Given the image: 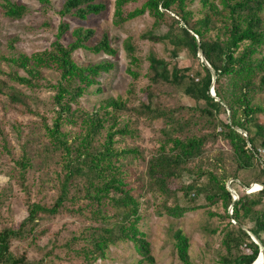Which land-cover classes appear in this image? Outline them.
<instances>
[{
  "label": "trees",
  "instance_id": "obj_1",
  "mask_svg": "<svg viewBox=\"0 0 264 264\" xmlns=\"http://www.w3.org/2000/svg\"><path fill=\"white\" fill-rule=\"evenodd\" d=\"M41 1L49 3V0ZM131 1L136 0H116V26L148 13L154 22L142 37L163 43L173 57L186 51L201 60L200 46L215 70L216 79L202 60L200 70L181 68L178 63L170 64L160 57L154 47L145 58L148 69L143 74L144 58L138 54L137 40L130 36L124 42L130 58L127 71L132 77L126 96L103 98L93 108H87L82 103L83 97L96 86L95 92H102L99 78L110 72L114 63L104 59L79 64L74 54L87 49L116 55L107 32L94 41V29L78 27L72 32L73 40L65 45L61 38L69 31V25L62 22L50 49L30 56L23 53L0 56L2 61L15 67L8 74L15 82L29 89L49 86L54 91L55 111L53 123L44 121L45 132L38 127V135H28L15 160L14 177L28 194V216L18 226L0 230V264H34L27 261L25 253L17 255L12 251L13 241L37 239L45 233V230L38 231L41 221L63 211L91 222L64 244L80 260L79 264L106 259L110 248L119 242H133L142 256L137 264H155L151 244L140 229L144 219L140 200L143 194H135L129 180L135 173L132 165L136 160L146 168L142 176L145 191L162 200L157 212L178 217L188 211L179 202V189L173 188L184 173L195 177L193 182L180 187L184 198L195 201L203 195L209 205L222 204L224 215L211 213L229 220L223 229L222 244L226 252L220 253L219 264H253L260 256L261 247L250 232L264 246V122L260 119L264 115V101L258 97L264 93V0H202L198 18L189 8L194 0H146L128 11L125 6ZM3 8L11 18H22L27 11L24 5L10 1ZM106 9L107 5L99 0H65L60 14L87 20ZM162 25H167L168 31L155 34ZM20 69L25 75L19 74ZM44 69L56 71L57 81L44 84ZM4 73L0 64V74ZM142 77L147 79L140 88L145 100L138 99L137 94ZM168 87L196 105H170L171 94L164 90ZM1 96L8 103L4 109L20 108L35 113L33 96L0 78ZM222 114H227L228 119L221 118ZM141 119L162 124L161 145L148 159L136 146H120L127 137L137 136L136 125ZM1 125L0 122V137L9 152V142ZM68 125L77 131L65 130ZM219 127L221 131L217 133ZM220 136L231 147L229 157L218 155L214 163L204 165L205 145ZM36 169L43 176L42 181L49 177L55 182L52 203L31 200L32 191L26 182L28 174ZM253 170H257L254 181L242 178V172ZM230 179L243 188H251L255 183L253 188L258 190L247 189L249 193L239 194L235 200L228 188ZM169 199L174 200L173 205L168 204ZM203 229L212 234L218 228L210 229L205 224ZM174 238L179 257L190 263L189 238L181 229Z\"/></svg>",
  "mask_w": 264,
  "mask_h": 264
},
{
  "label": "rangeland",
  "instance_id": "obj_2",
  "mask_svg": "<svg viewBox=\"0 0 264 264\" xmlns=\"http://www.w3.org/2000/svg\"><path fill=\"white\" fill-rule=\"evenodd\" d=\"M6 1L24 5L27 8L26 14L22 18H11L5 14L3 4ZM107 5V9L99 15H91L87 20H81L74 16L63 17L60 10L65 0H49V3L41 0H0V56H13L15 54L32 55L36 52L50 49L52 44L57 40L59 25L66 22L69 25V31L61 38V42L65 45L73 40L72 32L78 27L92 28L95 30L92 40L101 39L104 32L109 34L111 45L117 50L116 55H108L105 52L96 53L87 49H80L74 54L75 60L79 64L98 63L104 59H108L114 63V68L110 72L103 73L99 78L102 88L101 93H96L97 88L90 89V93L86 94L82 99V103L87 108H93L103 98L117 97L119 95L126 96L132 77L127 69L130 64L128 52L125 49L124 42L128 37H134L137 40L138 54L144 58L142 63V73L148 69V62L145 59L149 55L152 47L155 48L157 54L165 58L170 64L178 63L181 68L192 67L193 71L200 70V62L198 58H193L188 52L183 51L177 57H173L170 49H167L163 43L155 42L151 39L142 37L141 35L152 28L154 19L148 13L127 22L123 26H116L114 23L115 2L116 0H99ZM146 0H136L129 2L125 9L131 11L141 6ZM194 11L196 18L201 16L202 0H194L189 7ZM168 31L167 25L155 31V34H164ZM1 68L5 72L0 74V78L6 80L11 86L23 89L27 94L33 96L35 102L33 109L35 113H27L20 108L7 107V99L0 97V122L5 130L6 138L9 142V152L4 149V141L0 137V230L4 227L18 226L28 216V194L23 186L15 179V160L20 154L22 144L26 141L28 135H38L37 128L40 127L44 131V121L49 125L53 123L55 114L52 98L54 91L49 86L37 89H29L26 86L15 82L9 77V73H13L14 66L2 61L0 58ZM20 75L25 72L20 69ZM42 80L44 84L48 82H56L58 73L52 69H44ZM147 83L146 77H142L137 85L138 99L145 100V94L140 88ZM171 94L168 102L170 105H184L186 107L195 106V102L181 92L175 93L170 87L164 88ZM264 101V93L258 96ZM21 110V111H19ZM221 118L228 119L227 114H222ZM264 122V115L260 117ZM138 134L136 137H127L119 145L138 147L145 156L149 158L156 149H159L160 132L162 124L159 122L149 123L148 120L141 119L137 123ZM19 129L20 131H18ZM65 130L75 133L77 129L72 126H65ZM221 131L217 128V133ZM208 132V130H207ZM122 140L121 137H117ZM118 145V146H119ZM231 147L221 136L218 140H210L205 145V153L202 156V163H214L218 155L229 157ZM133 171L135 172L129 178L131 186L135 189V194H143L140 196L142 202V211L144 219L140 223L141 231L146 234V239L151 244L152 254L155 258V264H219L220 253H225L222 240L225 235L224 227L227 226L229 220L222 219L219 215H211V213L225 214L224 207L221 203L209 205L202 195L197 197L195 201L190 198H184L180 187L193 182L194 175L184 173L181 179L176 181L173 188L179 189L177 195L181 206L188 209L183 215L172 217L167 213H159L156 211L157 205L162 202L155 199L152 193H147L144 189L142 176L145 172V166L140 160L133 162ZM257 170L252 172H242V178L246 181H254ZM51 174L54 176V172ZM140 177V182L138 178ZM43 176L39 170H32L27 177L26 185L30 187L32 201L42 200L47 203L54 201L56 190L53 179L47 177L42 181ZM233 179L228 181L231 189L239 194L249 193L251 189L243 188L240 184L234 183ZM260 184V183H257ZM261 188V185L258 186ZM237 198V200H238ZM169 205L174 204L173 199H169ZM229 212H233L232 206ZM208 224L210 229H217L216 233H206L203 226ZM91 225L88 219L77 217L67 211H63L54 217H45L41 221L38 231L45 230V233L39 234L37 239L32 240L28 237L24 240H14L12 243V251L17 255L23 253L27 256V261L34 264H79L80 260L64 246L66 241L73 234L80 232L84 227ZM248 228V227H247ZM181 229L189 238V261L185 263L178 254V249L174 246L176 239L174 234ZM51 252V254H47ZM46 255V256H45ZM47 257V258H46ZM46 260H43L45 259ZM141 254L136 251L133 242H119L112 246L107 253L106 259H97L93 264H137L141 259ZM43 260V261H41ZM48 261V262H47ZM261 263V262H260ZM142 264H150L144 262Z\"/></svg>",
  "mask_w": 264,
  "mask_h": 264
},
{
  "label": "water",
  "instance_id": "obj_3",
  "mask_svg": "<svg viewBox=\"0 0 264 264\" xmlns=\"http://www.w3.org/2000/svg\"><path fill=\"white\" fill-rule=\"evenodd\" d=\"M199 55H200V57L202 58V61L205 63V64H207L208 65V67L210 68V70H211V72H212V74H213V78H214V80L216 79V73H215V70L209 65V63H208V61L206 60V58H205V56H204V53H203V51H202V49L200 48V46H199ZM214 95V94H213ZM238 130H240V129H238ZM241 131V130H240ZM262 187V186H261ZM228 188L230 189V191L232 192V194L234 195V196H238V194H237V192L236 191H234L233 189H231V187H230V184H228ZM248 189H251V188H248ZM237 198L238 197H236L235 198V200H237ZM244 228L246 229V230H248V228L246 227V226H244ZM250 234H251V236H252V238L260 245V247H261V253H260V256L262 257V262L260 263V264H264V246L262 245V243H261V241L253 234V233H251L250 232ZM260 256H259V258H260ZM258 258V259H259ZM258 259L253 263V264H259L258 263Z\"/></svg>",
  "mask_w": 264,
  "mask_h": 264
}]
</instances>
